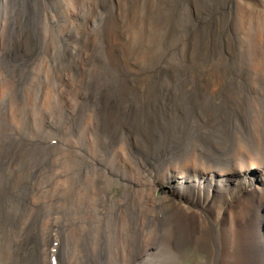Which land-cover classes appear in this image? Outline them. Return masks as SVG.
Here are the masks:
<instances>
[{"label": "bare ground", "instance_id": "bare-ground-1", "mask_svg": "<svg viewBox=\"0 0 264 264\" xmlns=\"http://www.w3.org/2000/svg\"><path fill=\"white\" fill-rule=\"evenodd\" d=\"M185 2L0 0V264H264V0H190V71Z\"/></svg>", "mask_w": 264, "mask_h": 264}, {"label": "rangeland", "instance_id": "rangeland-1", "mask_svg": "<svg viewBox=\"0 0 264 264\" xmlns=\"http://www.w3.org/2000/svg\"><path fill=\"white\" fill-rule=\"evenodd\" d=\"M186 2H185V4L187 5V11L185 12L186 13V15H187V17H188V19L186 18L185 20H184V24L185 25H181L180 23H179V25H178V27L180 28V27H184V29H182V30H180V33H181V38H180V41H178V42H176V38H177V35L178 34H176L175 36H173L172 37V43L174 44V43H176L177 45H176V49H174L175 51L171 54L172 55V60H173V62L175 63V65H181V66H185L186 64H188L187 66H186V69H187V71H190V67L193 65V66H196V63L198 62V61H200V59L199 60H192V57H191V53H190V37H191V35L192 34H194V35H196L195 33H197L198 32V29H199V27H200V25L199 24H195L194 23V25L193 26H190V19H194V16L191 14L190 15V0H185ZM189 7V8H188ZM238 8L237 7H235L234 8V10H233V23H231V25L233 26V28L231 29V37L230 38H228V39H226V40H228L229 41V43H230V45H228V44H226V40H225V42L222 40V30L221 29H218L217 28V35H219V36H217V41L219 40V43H220V51H223V58H226V57H228L229 56V52L228 53H225L226 52V46H229V47H232L233 46V44H235V43H232V42H236V40H237V38H236V36L238 35V32H239V24H238V10H237ZM191 22H192V20H191ZM197 28V29H196ZM194 30H196V31H194ZM206 30H207V33H209V36L211 35V30H209V29H207L206 28ZM209 31V32H208ZM228 31H229V29H228ZM191 34H190V33ZM183 33H185V35L183 36ZM188 35V36H187ZM240 35V34H239ZM221 38V39H220ZM199 39V38H198ZM197 39V40H198ZM197 40H196V42H197ZM231 40V41H230ZM182 41H185V42H182ZM209 42H208V45H209V48H212V43L213 42H211V38H209V40H208ZM182 42V43H181ZM183 43H185V44H183ZM223 44H224V46H223ZM187 45H188V47H187ZM236 45H238V44H236ZM243 45H245V44H243ZM183 46V47H182ZM135 47V46H134ZM172 48H173V46H171ZM178 47V48H177ZM181 47H182V49H181ZM196 47H197V43H196ZM188 48V49H187ZM179 49V50H178ZM137 50V49H136ZM247 50V49H246ZM246 50H244L243 49V53H246L247 51ZM179 51V52H178ZM138 52V51H137ZM124 53H125V51H124ZM123 53V54H124ZM140 52H138L137 54H138V56L136 57V58H138V59H141V55L139 54ZM190 53V54H189ZM247 54V53H246ZM190 55V56H189ZM161 62H163L164 61V59L162 58L161 60H160ZM184 61H185V63H184ZM191 61H193L192 62V65H191ZM226 61H227V63L229 62H232V63H234V66H238L237 65V62L239 63V61H240V58L238 59L237 58V56L235 57V58H230V59H226ZM245 62L247 63V64H245V67H244V65L243 66H241L242 68L244 67V68H246V69H249V67L251 68V70H252V65H251V62L250 61H247V59H245ZM182 70V69H181ZM217 71L219 70V71H224V70H221V69H216ZM250 70V69H249ZM250 70V71H251ZM177 72L178 73H180V70L179 69H177ZM252 72V71H251ZM83 119L82 120H80V123L81 124H83ZM52 143H54V142H52ZM63 147V146H62ZM167 192V187H163V186H160L159 188H157V190H156V194H155V196H154V199H157V200H159L161 197H163V195H165V193ZM120 193H121V189H119V188H114V191H113V196L114 197H117L118 195H120ZM194 251V252H193ZM187 253H188V255H190L191 256V259H187L186 261L184 260V262H182L183 264H192V263H198V262H201V261H203V255L201 254V253H199V252H197L196 250H192L191 248H188L187 249ZM199 257V258H198Z\"/></svg>", "mask_w": 264, "mask_h": 264}]
</instances>
